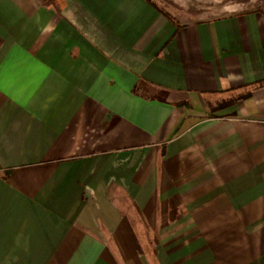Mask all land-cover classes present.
I'll use <instances>...</instances> for the list:
<instances>
[{
  "label": "crops",
  "instance_id": "1",
  "mask_svg": "<svg viewBox=\"0 0 264 264\" xmlns=\"http://www.w3.org/2000/svg\"><path fill=\"white\" fill-rule=\"evenodd\" d=\"M0 264H264V0H0Z\"/></svg>",
  "mask_w": 264,
  "mask_h": 264
}]
</instances>
